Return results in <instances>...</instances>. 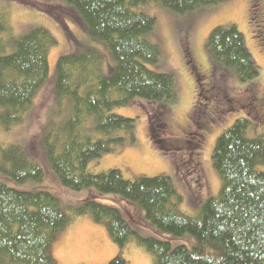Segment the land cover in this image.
<instances>
[{"label": "trees", "instance_id": "16d2710c", "mask_svg": "<svg viewBox=\"0 0 264 264\" xmlns=\"http://www.w3.org/2000/svg\"><path fill=\"white\" fill-rule=\"evenodd\" d=\"M61 1L92 38L108 46L115 64L109 74L104 73V56L96 47L58 57L54 96L60 107L68 103L69 111L65 124L58 125L63 127L61 136L54 139L49 133L43 139L46 163L64 188H94L99 194H117L137 204L158 234L141 235L121 209L92 195L68 212L45 185L41 162L26 147L11 144L0 154V264H57L52 243L86 213L107 226L120 249L134 239L152 255L153 264H264V133L247 136L250 118L237 119L217 138L212 160L222 186L193 216L181 208L183 195L169 176H140L131 181L116 168L89 170L102 154L135 139V119L113 113L115 108L136 98L166 103L177 98L173 76L148 67L161 58L158 45L146 38L156 19L139 8L155 3L185 14L220 0ZM3 8L0 3V119L9 130L24 121L38 90L48 82L49 51L58 40L41 26L15 37ZM183 42L188 49L186 68L196 71L190 42L186 37ZM7 44L12 46L9 53ZM205 47L213 60L233 69L241 83L259 76L260 67L235 24L215 27ZM204 113L199 117L201 125L210 116ZM159 115H149L153 136L160 128ZM197 134L193 135L195 151L203 146L202 133ZM173 239L184 242L174 247ZM109 264L128 261L119 254Z\"/></svg>", "mask_w": 264, "mask_h": 264}, {"label": "rangeland", "instance_id": "374dc122", "mask_svg": "<svg viewBox=\"0 0 264 264\" xmlns=\"http://www.w3.org/2000/svg\"><path fill=\"white\" fill-rule=\"evenodd\" d=\"M0 3L4 6L15 37L41 26L49 29L58 40V44L49 51L50 78L38 90L24 121L8 130L0 119V154L2 148L11 144L26 147L43 165L46 171L45 185L59 197L68 212L81 200L96 196L101 203L121 209L141 235H157L154 226L147 221L144 209L137 204L117 194H99L94 188L80 191L64 188L45 160L43 139L46 140L49 133L54 139L61 136L63 127L58 125L65 124L69 111L68 103L60 107L54 96L53 75L58 57L96 47L104 56V73L109 74L111 66L115 64L111 50L104 42L92 38L87 28L71 17L70 7L67 8L61 0H0ZM139 10L156 19L154 28L146 38L158 45L161 58L158 64L148 67L173 76L177 98L170 103L136 98L127 106L115 108L113 113L135 119V139L118 144L111 152L102 154L90 163L89 170L99 173L116 168L125 179L131 181L140 176H169L183 195L181 208L193 216L208 196L218 195L222 186L220 174L212 160L217 138L237 119L244 117L252 121L247 136L264 133V111L255 106V99L261 98L264 90V0H220L185 14L155 3H148ZM256 23L260 26L258 31ZM232 24L244 35L246 46L260 67V74L254 81L241 83L234 70L213 60L205 47L215 27ZM184 37L190 42L195 62L201 68H214L216 80L212 81L210 88L198 85L193 73L187 70L185 57L188 49L185 50ZM11 50L12 46L7 44L6 53ZM203 80L204 77L201 82ZM214 93L218 96L215 97ZM205 111L210 116L207 117L208 122L201 125L199 115L205 114ZM150 113L160 114L157 118L161 123L160 128L154 136ZM175 125L186 128V134L183 135ZM197 132V135L202 133L203 136V146L198 150L201 152L200 170L195 158L198 151H195L196 140L193 136ZM179 134L184 141L175 140ZM155 138L159 139L158 143ZM181 242L184 241L172 240L174 247ZM51 252L57 264H109L119 254L128 264H153L152 255L134 239L120 249L111 238L107 226L96 221L89 213L77 216L72 225L58 233Z\"/></svg>", "mask_w": 264, "mask_h": 264}, {"label": "flooded vegetation", "instance_id": "af4514ba", "mask_svg": "<svg viewBox=\"0 0 264 264\" xmlns=\"http://www.w3.org/2000/svg\"><path fill=\"white\" fill-rule=\"evenodd\" d=\"M196 71L193 70V76L195 78V81L198 85L202 86H206V87H211L212 86V81H215V70L213 67H206V68H201L199 65L196 66ZM198 73H199V76H198ZM204 77V80L203 82H201V80L203 79ZM205 87V88H206ZM206 90H208L206 88ZM214 96H218L217 93H214ZM261 98H258V99H255V106L256 107H260L261 109H263L264 111V90L262 91V93L260 94ZM259 109V108H258ZM260 110V109H259ZM261 111V110H260ZM202 116V114L199 115V117ZM203 125V124H202ZM191 126V125H190ZM175 127L179 128L182 132V134H186V128H183L179 125H175ZM181 134H179L175 140H178V141H184V137L183 136H180ZM180 136V137H179ZM200 155H201V152L197 153V166L200 170Z\"/></svg>", "mask_w": 264, "mask_h": 264}]
</instances>
